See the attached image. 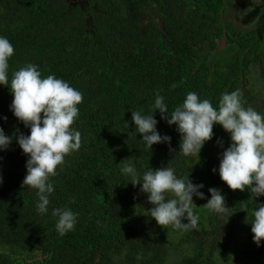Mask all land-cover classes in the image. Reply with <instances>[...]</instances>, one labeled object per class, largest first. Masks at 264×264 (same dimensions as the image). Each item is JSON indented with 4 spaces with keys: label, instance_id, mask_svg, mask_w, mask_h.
Segmentation results:
<instances>
[{
    "label": "trees",
    "instance_id": "trees-1",
    "mask_svg": "<svg viewBox=\"0 0 264 264\" xmlns=\"http://www.w3.org/2000/svg\"><path fill=\"white\" fill-rule=\"evenodd\" d=\"M220 12L215 0H0V36L14 48L9 82L31 63L42 76L54 75L83 94L72 125L81 133V147L50 178L48 212L38 214L36 190L22 184L28 157L15 139L29 129L9 110L10 87L0 86V128L13 137L0 152V264H165L171 250L185 252L179 264H228L235 250L247 264H264V241L257 247L250 224L264 196L255 197L250 188L229 189L213 154V144L222 152L229 146V134L214 125L213 138L189 159L179 153L175 125L152 107L158 93L171 113L195 92L217 108L223 93L237 90L217 79L214 60L209 66L200 52L206 43L215 45L213 15ZM235 60L239 65L241 59ZM133 111L153 114L170 144L146 149L133 134ZM128 163L141 176L170 165L179 178L203 183L205 199L193 198L198 229L148 224L151 217L142 216L152 205L147 194L120 173ZM209 188L225 197L228 217L203 206ZM54 208L77 214L74 229L64 236L56 231Z\"/></svg>",
    "mask_w": 264,
    "mask_h": 264
},
{
    "label": "clouds",
    "instance_id": "clouds-1",
    "mask_svg": "<svg viewBox=\"0 0 264 264\" xmlns=\"http://www.w3.org/2000/svg\"><path fill=\"white\" fill-rule=\"evenodd\" d=\"M252 4L264 5V0H252ZM13 55V45L0 36V86L10 87L13 99L9 110L29 129L28 135L19 133L15 138L28 157L22 184L36 190L37 213L47 214L49 196L54 191L50 178L59 174L58 168L63 170L65 157L81 147V133L72 125L79 117L78 105L83 101V94L54 75L42 76L38 66L31 63L13 72L9 82V60ZM152 107L169 126L175 125L181 136L179 153L189 159L199 156L205 143L213 138L214 125L221 126L229 134L231 143L219 158L220 179L231 190L243 192L250 188L255 197L264 196V115L251 106L245 107L239 90L223 93L217 108L195 92H188L183 103L171 113L164 97L158 93ZM2 119L6 121L7 117ZM131 121L133 134L140 135L146 149L151 151L159 143L170 144L171 137L157 131L158 121L153 114L133 111ZM12 139L0 128V152L8 150ZM217 143L223 147L222 141ZM120 173L133 186L139 184L140 191L147 194L148 202L154 206L148 204L150 209L142 212L157 225L181 231L198 229L199 216L194 212L193 196L205 199L200 191L203 184H193L188 177L179 178L170 165L149 168L141 176L135 164L128 163L120 167ZM0 183H3L2 177ZM208 193L210 199L203 206L210 213L228 217L231 209L226 206L221 191L209 188ZM52 215L57 217L55 227L60 236L72 231L77 223V214L68 208H54ZM252 216V240L260 247L264 241V204L258 205Z\"/></svg>",
    "mask_w": 264,
    "mask_h": 264
},
{
    "label": "flooded vegetation",
    "instance_id": "flooded-vegetation-1",
    "mask_svg": "<svg viewBox=\"0 0 264 264\" xmlns=\"http://www.w3.org/2000/svg\"><path fill=\"white\" fill-rule=\"evenodd\" d=\"M215 2L221 6L220 15H213L216 22L212 28L218 32L215 37V45L206 43L200 52L207 59L209 66H211V60H214L213 69L218 72L217 79L229 83L228 90L232 87L237 88L242 93L244 106L253 107V98L248 93L251 78L255 76L256 82L262 84L258 87L264 89L262 81L264 79V11H262L264 5H253L252 0L245 2L215 0ZM221 26L222 31H220ZM207 48L212 50L211 58L210 53L205 55L203 52ZM236 58L241 59L239 65ZM222 131L225 132L223 128ZM218 135L222 137L224 134L220 131ZM230 143L229 139L225 141L227 146ZM212 147L214 148L213 154L218 156L219 163L222 150L221 148L217 149L219 147L216 144H213ZM204 189H207L206 186L200 191ZM142 216L146 215L143 213ZM154 222V219L149 218L148 224Z\"/></svg>",
    "mask_w": 264,
    "mask_h": 264
},
{
    "label": "rangeland",
    "instance_id": "rangeland-1",
    "mask_svg": "<svg viewBox=\"0 0 264 264\" xmlns=\"http://www.w3.org/2000/svg\"><path fill=\"white\" fill-rule=\"evenodd\" d=\"M242 2L248 0H241ZM211 57V56H210ZM263 86H264V79ZM250 85L248 86V93L250 97L253 98L252 105L253 108L257 111H260L262 115H264V89L258 87L262 85L260 82H256L255 76L251 78ZM174 243V242H173ZM240 250L231 251L228 264H247L246 261L243 260L242 255L239 252ZM185 252H177V251H170V255L168 260H166L165 264H179L180 261L184 258Z\"/></svg>",
    "mask_w": 264,
    "mask_h": 264
},
{
    "label": "water",
    "instance_id": "water-1",
    "mask_svg": "<svg viewBox=\"0 0 264 264\" xmlns=\"http://www.w3.org/2000/svg\"><path fill=\"white\" fill-rule=\"evenodd\" d=\"M99 259V258H98ZM98 259L96 260V262H98Z\"/></svg>",
    "mask_w": 264,
    "mask_h": 264
}]
</instances>
